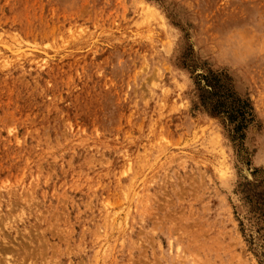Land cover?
Returning a JSON list of instances; mask_svg holds the SVG:
<instances>
[{"label": "rangeland", "instance_id": "374dc122", "mask_svg": "<svg viewBox=\"0 0 264 264\" xmlns=\"http://www.w3.org/2000/svg\"><path fill=\"white\" fill-rule=\"evenodd\" d=\"M264 0H0V264H264Z\"/></svg>", "mask_w": 264, "mask_h": 264}, {"label": "clouds", "instance_id": "9594fccd", "mask_svg": "<svg viewBox=\"0 0 264 264\" xmlns=\"http://www.w3.org/2000/svg\"><path fill=\"white\" fill-rule=\"evenodd\" d=\"M217 45L218 50L214 48L216 58L229 74L238 75L253 56H264V36L250 37L243 30L229 31Z\"/></svg>", "mask_w": 264, "mask_h": 264}]
</instances>
